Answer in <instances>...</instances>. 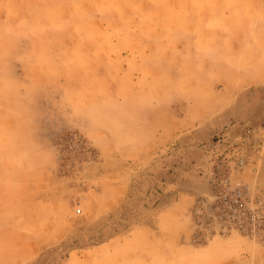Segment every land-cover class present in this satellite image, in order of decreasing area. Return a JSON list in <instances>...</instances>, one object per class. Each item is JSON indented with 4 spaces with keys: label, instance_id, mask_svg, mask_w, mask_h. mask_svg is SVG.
I'll return each instance as SVG.
<instances>
[{
    "label": "rangeland",
    "instance_id": "374dc122",
    "mask_svg": "<svg viewBox=\"0 0 264 264\" xmlns=\"http://www.w3.org/2000/svg\"><path fill=\"white\" fill-rule=\"evenodd\" d=\"M37 4L0 17L24 264H264V0ZM226 181L245 214L218 207Z\"/></svg>",
    "mask_w": 264,
    "mask_h": 264
},
{
    "label": "crops",
    "instance_id": "0c3cea01",
    "mask_svg": "<svg viewBox=\"0 0 264 264\" xmlns=\"http://www.w3.org/2000/svg\"><path fill=\"white\" fill-rule=\"evenodd\" d=\"M28 1H33L34 4L31 7L27 6ZM40 0H0V17L6 19L11 15V12H15L12 15H17L19 17H34L41 19L44 17L45 12L38 8ZM7 6V8H6ZM10 10V11H8ZM49 13L52 11L49 9ZM0 26V48H9L11 42L14 43V39L8 36V28L5 24ZM2 64V63H1ZM13 121V120H12ZM9 123V122H7ZM5 123L6 130L3 132V136H10L14 128L13 123ZM2 136V137H3ZM15 140V137H13ZM15 144L24 147L21 141H15ZM24 144L27 145L26 141ZM13 154H5L1 157L3 163L9 161H15V156ZM7 177L4 175V171L0 170V264H24L26 260L35 255L33 250V244L38 243L41 240L40 235H29L20 233L18 230V222H12L7 216L8 211L11 209H17L18 206L24 204L26 200L27 193L26 188L32 189L33 186L30 180H24L22 183V188L20 190L8 189L9 185L5 183ZM20 180L21 178L18 177ZM14 220V219H13ZM35 220V219H34ZM29 246L25 249V246Z\"/></svg>",
    "mask_w": 264,
    "mask_h": 264
},
{
    "label": "built area",
    "instance_id": "2783aa9c",
    "mask_svg": "<svg viewBox=\"0 0 264 264\" xmlns=\"http://www.w3.org/2000/svg\"><path fill=\"white\" fill-rule=\"evenodd\" d=\"M246 165L247 162L245 161L244 158H240L236 163V166L239 167L240 170L244 169ZM244 202H245V195L243 191V186L237 184L233 187H228V181H226L224 183V189L221 190V193L218 196V205H219L218 207L225 211H229L233 213L240 211L241 213L245 214L246 210H245ZM76 212L81 213L82 208L77 207Z\"/></svg>",
    "mask_w": 264,
    "mask_h": 264
}]
</instances>
